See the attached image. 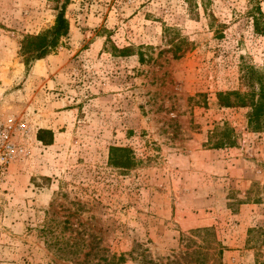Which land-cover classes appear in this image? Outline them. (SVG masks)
Listing matches in <instances>:
<instances>
[{
	"label": "rangeland",
	"instance_id": "obj_1",
	"mask_svg": "<svg viewBox=\"0 0 264 264\" xmlns=\"http://www.w3.org/2000/svg\"><path fill=\"white\" fill-rule=\"evenodd\" d=\"M65 2L67 35L26 60ZM256 7L0 0V116L32 128L0 185V264H197L199 247L205 264H264V118L218 102L264 82Z\"/></svg>",
	"mask_w": 264,
	"mask_h": 264
},
{
	"label": "trees",
	"instance_id": "obj_2",
	"mask_svg": "<svg viewBox=\"0 0 264 264\" xmlns=\"http://www.w3.org/2000/svg\"><path fill=\"white\" fill-rule=\"evenodd\" d=\"M66 3L67 2L61 5L60 11L58 12L55 18L54 25L50 29L36 36H29L24 38L21 50H22V55L24 56V58H26V60L38 61L44 58L48 53H50V51L54 50L58 46L61 38L67 35L68 23L64 17V8ZM251 16L253 19V29L255 33L259 35H264V16L261 13L260 8L256 7V11L253 12ZM172 47H174V45H172ZM173 52H174L173 57L178 58L177 54L175 53L176 51L173 50ZM256 83L259 85V89L258 91L256 92L253 91L250 94L251 99H249V101L244 99V95H241L240 93L237 92H230L227 94L218 93V102L223 107L226 108L233 107L234 103L233 101H231L230 97H234V99L236 100L235 104H240L241 106L249 107L250 112L248 113L247 116L248 126L254 129L258 125L259 121H261L264 118V82L262 81V77L261 79L260 78L256 79ZM39 140H41V138ZM207 232H208L207 229H200V230L198 229L192 231L190 235L191 237H193V234L202 235L201 233H207ZM187 240L189 242L192 241L191 238H188ZM191 254L197 255L198 257L197 264H205L202 258V256L204 255V253L202 252V247H199V251L193 250L190 253V255ZM219 254H221V252H219ZM104 261L106 262L105 264H111L110 259H104ZM116 261L123 262L124 257L121 256L117 258ZM145 263L148 264L147 261H145Z\"/></svg>",
	"mask_w": 264,
	"mask_h": 264
},
{
	"label": "built area",
	"instance_id": "obj_3",
	"mask_svg": "<svg viewBox=\"0 0 264 264\" xmlns=\"http://www.w3.org/2000/svg\"><path fill=\"white\" fill-rule=\"evenodd\" d=\"M31 126L22 120L0 116V185L10 175L11 167L31 155Z\"/></svg>",
	"mask_w": 264,
	"mask_h": 264
},
{
	"label": "crops",
	"instance_id": "obj_4",
	"mask_svg": "<svg viewBox=\"0 0 264 264\" xmlns=\"http://www.w3.org/2000/svg\"><path fill=\"white\" fill-rule=\"evenodd\" d=\"M230 151H232L231 148H230ZM232 162H233V161H232ZM230 165H231V164H230Z\"/></svg>",
	"mask_w": 264,
	"mask_h": 264
}]
</instances>
